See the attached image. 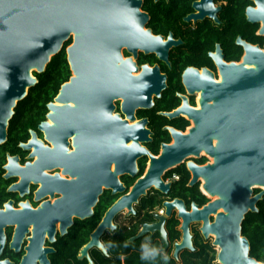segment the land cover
Segmentation results:
<instances>
[{
  "label": "water",
  "instance_id": "95a60500",
  "mask_svg": "<svg viewBox=\"0 0 264 264\" xmlns=\"http://www.w3.org/2000/svg\"><path fill=\"white\" fill-rule=\"evenodd\" d=\"M142 4L143 0H0V146L7 141L10 120L17 104L26 98L30 88L38 82L34 72H44L52 57L71 38L73 43L66 50L75 76L62 86L60 95L56 98L63 106H58L55 102L48 105L54 112L49 117L57 125L63 124L65 127L73 124L75 130L82 131L83 134L92 132L95 135L100 134L101 137L109 135L111 129L104 128L105 119L101 115L97 117V111H108L110 116L113 108L111 94H125L127 91L131 95L127 96L129 105L125 103L127 111L139 99V94L134 96L136 90L133 84L136 77L131 75L130 70L125 71L126 67L135 69L132 59L118 66L122 60L121 48L126 46L135 53L137 48H142L147 53L157 52L165 59L169 48L179 43L173 36L163 42L162 36H155L151 30L144 29L150 17L141 11ZM196 6L201 9L202 4ZM211 8L213 9L212 6ZM212 16L216 18L214 13ZM191 17L202 18L204 13ZM242 43L248 51L245 63L254 64L256 67L226 64L218 58L223 83H216L212 74L204 70L205 85L201 86V80L196 84L204 89L202 110L188 106L174 113H166L174 118L182 111L188 112L195 120L196 127L188 134L170 128L174 143L165 144L158 158L152 157V165L145 177L138 181L130 195L121 199L108 212L104 222L92 235L91 242L82 248L81 258L87 257L93 263L90 256L92 249L100 248L106 253L105 246L94 245L100 244V237L115 214L125 205L132 211V202L153 185L167 192L170 184L162 181L165 172L205 151L215 157V162L200 166L194 161H188V167L193 173L192 184H196L201 178L207 179L205 188L219 198L202 210L197 204H193L191 213L187 211L183 200L176 199L166 203L169 215L177 207L184 219L183 240L175 246V257L184 249L194 250L189 226L192 222L203 221L202 231L205 238L215 237L214 244L219 248L220 264H264L251 256V243L242 233L247 214L257 212V204L264 198V190L254 194L255 188L264 185V52L258 47ZM218 52L221 54L220 49ZM145 70L150 74L152 71L158 73V69L150 72L146 67ZM145 74L140 78V100L142 105H150L151 91L155 90L160 94L166 77L158 75L150 90ZM186 83L190 91L195 89L187 81ZM212 100L213 104H208ZM70 101L75 102L78 107L70 106ZM78 114L82 118H77ZM89 114L100 121V129L99 126H93L94 121L88 122L85 118ZM129 115L134 118L130 112ZM144 123L146 121L138 125ZM122 124L127 126L126 122ZM41 127L49 130L55 128L47 122ZM33 143L41 144L35 134ZM93 155L100 162L95 161L96 168L86 177L92 185L89 205L96 203L97 196L101 193V183L120 188L119 180L109 169L112 160L117 161L118 173L125 169L133 174L136 171L134 156L118 161L119 157L115 159L110 149L105 154L97 151ZM10 160L14 163L17 158ZM9 169L8 176L13 173L22 174L23 171L16 165ZM82 178L84 177H80ZM45 205L42 210L35 211L26 206L23 211H15L9 204L7 212L0 211V256L6 248L4 227L18 225L10 247L20 252L23 238L29 225L33 223V237L30 245L25 248L26 253L20 264H51L49 254L55 249L43 246L45 234L48 232L51 241H55V221L59 219L63 221L61 228L64 234L65 225L72 224L71 210L65 211L59 204ZM87 210V214L91 215V209ZM213 213H216V217L211 223L209 217ZM159 218V224L145 225L139 235L153 232L156 228L165 233L162 228L165 218ZM0 264L15 263L7 258L1 260Z\"/></svg>",
  "mask_w": 264,
  "mask_h": 264
},
{
  "label": "flooded vegetation",
  "instance_id": "af4514ba",
  "mask_svg": "<svg viewBox=\"0 0 264 264\" xmlns=\"http://www.w3.org/2000/svg\"><path fill=\"white\" fill-rule=\"evenodd\" d=\"M152 1L160 3L162 0L159 2ZM145 3L146 0H143L141 11L147 13L150 18L144 29L151 30L155 36H162L163 42H167L170 36H173V39L179 43L169 48L165 59L159 56L157 52L147 53L142 48H137L136 53L129 51L126 46L121 48L122 60L119 61L118 66H121L128 59H132L135 69L131 68V70L130 67H126L125 71L130 70L131 75L136 77L133 84V88L136 90L134 96L137 97V94H139V99L138 103L133 104V107L127 111L125 103L129 105L130 101H128L127 96L131 95H128L125 90V94H111L113 108L110 116L108 111H97V117L101 115V118L105 119V122H103L105 123L104 128H110L111 133L101 137L100 134L95 135L92 132L83 134L82 131V133L76 131L73 124H68L65 127L63 124L57 125L49 117V114L54 113L48 107L50 102L47 105L48 111L45 118L36 127L28 129L27 138L19 142L17 151L15 153L7 151L5 154L1 166L3 172L0 176V211L7 212L9 204L15 211H23L26 206L35 211L42 210L45 209V204L51 206L59 204L63 210L68 212L71 210L72 224L65 225L66 232L63 234L61 228L63 221L61 219L55 221V241H51L48 232H46L44 247H53L56 251L55 246H66L73 236L78 239L77 243L85 237L86 240L81 246H88L92 240V235L104 222L112 207L125 196L130 195L138 181L145 177L152 165V157L158 158L162 154L165 144L172 145L174 143L175 139L170 128L188 134L192 128L196 127L195 120L188 112L182 111L174 118L167 116L166 113H174L188 106L195 110H202L204 89L199 88L196 84L198 80H201V86L205 85L204 70L212 74V79L216 83H223V74L218 58L226 64H245L247 68H253L254 64L245 63L248 51L242 42L258 47L264 52V0H210V3L208 0H191V10L183 16L180 22L182 35H176L175 30H170L168 34L155 33L150 26L153 20L152 15L144 9ZM196 4H202L201 9ZM253 10L258 11L254 12ZM201 12L204 13V17L198 19L191 17L192 15L201 14ZM212 13L215 14L216 18L212 16ZM211 29L216 31L220 38H223V36L228 38L230 44L225 46L220 40H214L213 48L207 50V56L199 55V50L204 48L201 44L206 41L202 37H206V32ZM68 42H70L68 45L70 46L73 43V38ZM218 49L221 50V54H219ZM195 54L199 57L196 58ZM237 54L238 56L233 58ZM191 58H194L195 61H191ZM146 67L150 72L158 69V73L152 71V74H150L145 70ZM71 72L70 79L75 76L72 69ZM143 73H146L145 76H147V82L150 84V90L158 75L159 77H166L165 86L161 88L160 94L155 90L151 91L149 96L150 105H142V100H140L139 86ZM186 81L194 86L193 91H190ZM61 88L52 101L58 106H63V104L56 101ZM213 102L214 100L209 101L208 104H213ZM69 105L74 108L78 107L75 102L71 101ZM160 106L168 107L160 109ZM129 112L134 118L129 115ZM80 115L78 114L76 117L82 118ZM85 118L88 119V122L89 120L94 121L93 126H99V129L102 126L100 121L91 114L85 116ZM142 121H146V123L138 125ZM166 121L170 123L164 124ZM45 122L49 123L50 126H55V128L49 130V128L41 127ZM122 122H126L127 126H124ZM182 123H186V125L181 127ZM34 134L41 144L33 143ZM109 149L115 159L117 156L119 157L118 161L134 156L136 171L133 174L132 171L125 169V171L118 173L117 161L112 160L109 163V169L119 180L120 188L101 183V193L98 194L96 203L89 205L92 196L90 194L92 185L86 180V177L96 168L95 161H99L93 157V153L103 151V154H105ZM14 157L17 160L12 163L10 158ZM211 157L203 151L200 156L188 158L184 163L166 171L162 181L167 185L170 184V189L165 192L156 185L146 189L144 194L132 202V211L128 205H125L115 214L111 223L117 225L116 230L110 231L108 226L100 237V244L94 246H105V248L109 245L123 246L125 236L128 246H140L144 243V240L151 238L156 245L163 247L165 252H169L170 246H174L173 256L175 257V246L183 240L184 231L182 226L184 219L180 216V210L177 207L169 215L166 203L173 202L176 199L183 200L187 211L191 213L193 212V204H197L199 209L202 210L209 203L216 200L203 187V178L196 184H192L193 173L188 167V161H194L200 166L211 164ZM203 158L206 160L200 162L199 160ZM14 165L23 169L22 174L13 173L8 176L10 173L9 167L12 168ZM182 165L186 166L191 175L188 185H199L200 191L208 199L206 203L199 204L195 200L188 203L182 197H171L170 194L174 184L181 178L180 174L176 172H173L171 176H168V173ZM82 176L84 178L80 179ZM257 190L259 191L256 192ZM261 191L259 188H255L254 194ZM88 208L91 209V215L87 214ZM160 216L165 218L162 228L166 234V240L161 238L162 231L158 228L153 232L139 235L145 225L159 224L161 222ZM215 217V213L210 215L211 223L215 220ZM172 219L179 221L177 228L181 232L180 239L175 242H171L169 235V224ZM203 224V221L192 222L189 226L193 246H195L196 230L204 240H210L213 246H217L214 244V236L205 238L202 231ZM17 226V224H10L4 227L5 250L10 249L15 253H23L19 263L13 261L15 264H20L26 253L25 248L31 243L30 239L33 237L34 224L29 225L20 252L10 247ZM51 254H49V259Z\"/></svg>",
  "mask_w": 264,
  "mask_h": 264
},
{
  "label": "trees",
  "instance_id": "16d2710c",
  "mask_svg": "<svg viewBox=\"0 0 264 264\" xmlns=\"http://www.w3.org/2000/svg\"><path fill=\"white\" fill-rule=\"evenodd\" d=\"M190 4L191 0H162L160 3L146 0L144 9L148 10L152 15L153 20L150 26L155 33L168 34L170 30H175L176 35H182L180 22L183 16L191 10ZM205 35L206 37H202V39L206 41L201 44L204 48L199 50V55L207 56V50L213 48L214 40H220L225 46L230 44L228 38L224 36L220 38L219 34L212 29L208 30ZM69 44L70 42H66L63 49L52 57L44 72H34L38 82L30 88L26 98L17 104L15 113L10 120L8 140L0 147V176L3 172L1 166L6 152L15 153L17 151L19 142L27 138L28 129L36 127L45 118L48 111V103L54 100L61 86L69 81L72 75L66 50ZM197 56L195 54L196 58ZM237 56L238 54L233 58ZM191 61H195L194 58H191ZM159 108L166 109L163 106ZM166 123L170 122L166 121L164 124ZM185 125L186 123H182L181 127ZM205 160L203 158L199 161L204 162ZM173 172L180 174L181 179L174 184L170 194L171 197H182L188 203L192 200L199 204L206 203L208 199L200 191L199 185H188L191 175L185 165L171 170L168 176H171ZM258 209L257 212H249L247 214L243 223L242 233L251 243V256L264 263V198L259 200ZM178 224L179 221L176 219H172L169 224L171 242H175L181 237V232L177 228ZM77 240L73 236L69 239L66 246H55L56 251L50 255L51 264H165L159 258L155 261L141 260L140 246H128L126 236L123 246H106L107 253H104L99 248L92 249L90 254L93 263H91L88 258L79 256L81 249L84 247L81 245L86 238L84 237L79 243H77ZM146 241L158 246L151 238L143 242ZM194 244V250L184 249L177 258L173 256L174 246H170L169 252H165L169 257L167 264H220L216 247L211 244L210 240H204L197 230ZM22 254L6 249L3 256H0V261L9 258L19 263Z\"/></svg>",
  "mask_w": 264,
  "mask_h": 264
},
{
  "label": "clouds",
  "instance_id": "9594fccd",
  "mask_svg": "<svg viewBox=\"0 0 264 264\" xmlns=\"http://www.w3.org/2000/svg\"><path fill=\"white\" fill-rule=\"evenodd\" d=\"M117 225L115 223H111L109 225L110 231H115ZM161 238L166 240V234L161 233ZM110 247L113 245H109ZM157 258L163 260L165 264L169 260L168 255L165 253L163 247L152 245L150 241H146L140 245V259L143 261H155Z\"/></svg>",
  "mask_w": 264,
  "mask_h": 264
},
{
  "label": "bare ground",
  "instance_id": "6f19581e",
  "mask_svg": "<svg viewBox=\"0 0 264 264\" xmlns=\"http://www.w3.org/2000/svg\"><path fill=\"white\" fill-rule=\"evenodd\" d=\"M254 67H256V66H254ZM214 144H215V146L217 145V140L215 139L214 140ZM212 158V161H211V164H213L214 162H215V157H211ZM203 187L205 188V183L207 182V179H205V178H203ZM259 188H264V185L262 186V185H260L259 186ZM206 189V188H205ZM207 190V189H206ZM208 191V190H207ZM208 194L213 198V199H217V198H219V196H217V195H213V194H211L209 191H208ZM216 214V213H215Z\"/></svg>",
  "mask_w": 264,
  "mask_h": 264
},
{
  "label": "rangeland",
  "instance_id": "374dc122",
  "mask_svg": "<svg viewBox=\"0 0 264 264\" xmlns=\"http://www.w3.org/2000/svg\"><path fill=\"white\" fill-rule=\"evenodd\" d=\"M72 41V40H71ZM209 160H211V159H209ZM260 190H264V188H259ZM216 247V249H217V252H219V248L217 247V246H215Z\"/></svg>",
  "mask_w": 264,
  "mask_h": 264
},
{
  "label": "built area",
  "instance_id": "2783aa9c",
  "mask_svg": "<svg viewBox=\"0 0 264 264\" xmlns=\"http://www.w3.org/2000/svg\"><path fill=\"white\" fill-rule=\"evenodd\" d=\"M174 177H176V176H174Z\"/></svg>",
  "mask_w": 264,
  "mask_h": 264
}]
</instances>
